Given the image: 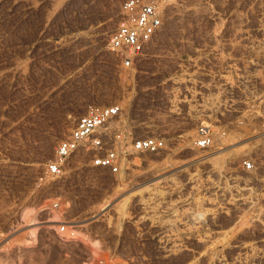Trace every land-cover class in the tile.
Returning <instances> with one entry per match:
<instances>
[{
    "label": "rangeland",
    "instance_id": "obj_1",
    "mask_svg": "<svg viewBox=\"0 0 264 264\" xmlns=\"http://www.w3.org/2000/svg\"><path fill=\"white\" fill-rule=\"evenodd\" d=\"M124 1L0 0V264H206L185 252L162 258L154 240L159 229L142 222L143 211L135 203L112 207L129 188L153 181L171 212L202 221L198 232L234 231L224 260L253 243L261 250L254 264H264V233L247 221L251 206L226 204L220 194L211 200L214 192L204 184L211 167L202 162L246 144L244 153L230 163L219 159L218 166L227 181L252 175L254 194L264 200V2L156 0L161 30L150 57L131 71L108 44ZM208 99L216 113L194 114ZM113 103L124 109L126 131L162 136L166 151L133 153L105 170L91 168L79 153L64 177L50 176L46 166L74 120L89 106ZM200 124L211 128L214 147L195 145ZM245 158L253 170L242 168ZM167 177L179 188L169 187ZM55 199L66 221L85 224L73 240L57 236L56 222H47L58 218L45 208Z\"/></svg>",
    "mask_w": 264,
    "mask_h": 264
},
{
    "label": "built area",
    "instance_id": "obj_2",
    "mask_svg": "<svg viewBox=\"0 0 264 264\" xmlns=\"http://www.w3.org/2000/svg\"><path fill=\"white\" fill-rule=\"evenodd\" d=\"M121 8L123 20L109 38V50L120 67L135 71L141 61L150 57L149 52L162 27V16L156 0H125ZM186 103L189 105L183 101ZM169 105L175 108L178 103L171 101ZM261 118L264 121V95ZM123 120L124 109L120 103L89 106L74 120L67 137L56 144L54 159L46 166L47 173L57 179L64 177L69 159L79 153L88 156L91 168L105 170L120 164L133 153L159 155L166 151L164 137H134L124 129ZM194 143L200 149L214 147L211 128L200 124ZM241 166L251 171L254 162L245 158ZM45 208L58 216L55 223L57 236L63 240L75 239L80 229L70 223L74 221L65 220L60 200H53Z\"/></svg>",
    "mask_w": 264,
    "mask_h": 264
},
{
    "label": "bare ground",
    "instance_id": "obj_3",
    "mask_svg": "<svg viewBox=\"0 0 264 264\" xmlns=\"http://www.w3.org/2000/svg\"><path fill=\"white\" fill-rule=\"evenodd\" d=\"M198 108H199L198 110H196L195 108L196 111L194 114L197 115L199 113L201 114L200 116L204 115L206 117H210V115L215 114L216 111L218 110L216 103H214L211 99L210 100L208 99V101L202 103V105H200ZM245 149H246V144L241 145L237 148L233 147L232 149L223 148L220 151L214 152V156H211L208 159H203L205 161L202 162L204 163L206 162V164H208L211 167L210 173L208 172L210 175L206 177L204 184L206 188L211 189V191L214 192L213 193L214 198L211 200L216 199L218 196L217 194H220V197L221 196L222 198L225 197L224 201L226 202V204L231 205L235 202H240L245 206L246 205L251 206L250 209L252 211V215H251L252 217H250L251 219L250 218H247L249 220L245 218L243 219L247 221L251 220L252 223L259 224L258 226H260L261 229L260 232L262 231L264 233V200H262V198L258 197L256 194H254L253 187H251L250 185L252 175L249 176L248 174L247 176H244V178L240 180L234 178L231 181H227L228 179L226 180L225 178L226 177L225 174L227 173L225 171L226 169L224 170L221 166H218L219 159H223L224 162L226 160L227 163L228 162L230 163V161H232L236 156H239V154L242 151L244 153ZM201 154L203 153L196 150L194 151V155L196 156V158L198 157L199 159H201V157L203 156V155L201 156ZM222 164L225 163L222 162ZM121 168L123 169L122 165L120 166V169ZM196 175H193L192 177L194 181L199 180V177H196ZM260 181L262 182L261 184L264 185V180L261 179ZM167 182L169 183L168 186L171 187L172 189L179 188L178 187L179 184L175 183L172 180V178L171 179L168 178ZM132 185H134V183ZM126 186L128 187V185ZM142 193H145L146 197H144L145 195L142 196ZM164 195L165 193H163L158 189V181H153L148 184L146 183L144 186H138V187L136 186L129 188L128 190H126V193L117 201V203H115L112 206L122 211L124 207L130 204L133 205V203H135L140 208V210L143 211V213H141L142 216L140 215L141 216L140 219H142V222L143 221L145 223L149 222L150 223L149 225L153 227L156 226L157 228L155 231H158L159 229V232L155 236L154 240L157 242L158 244L157 246H159L158 249L163 254V256L161 255L162 258L164 256L170 257V255H174L177 253L182 254L183 252H185L187 254H190L191 256L197 255L195 257H199V259L204 258V260H206L205 262L206 264H254V261L260 257L261 250L257 245L253 243L252 244L245 243L242 247H240V252L237 253L235 257H232L229 260L226 259L224 260L222 257L223 255H221V252L226 249L232 248L233 245L229 242L228 239H230V236L234 233V231L231 230L230 232H226V233L215 232L211 230L198 232L199 231L198 229L200 228L202 221L199 218L195 217L194 215L185 216L184 218H186V220H184V218L177 216L176 214L171 212L169 204L163 201L165 198ZM262 197L264 196L262 195ZM190 203H192V201ZM109 206H111V203H109L104 208H102V211ZM124 216L126 217L125 214ZM130 220L131 219L129 218V221ZM247 221L246 223H248ZM47 222L55 223L56 221L54 220ZM47 222H41V223L36 222L32 225H37ZM72 224H74L78 229L85 226V224H81L80 222H73ZM241 225H243V223H241ZM239 226L240 225L238 224V227ZM235 227L236 226H234V228ZM236 230H238V228L237 229L235 228V231ZM153 236L151 234V237ZM236 236L238 235L236 234ZM235 238L236 237L234 236L233 240ZM150 241H152V239ZM194 244L196 246H193ZM202 263L204 262L202 261Z\"/></svg>",
    "mask_w": 264,
    "mask_h": 264
}]
</instances>
